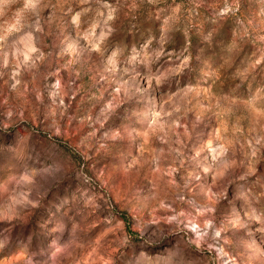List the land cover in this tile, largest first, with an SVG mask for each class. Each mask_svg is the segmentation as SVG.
I'll return each instance as SVG.
<instances>
[{
	"label": "rangeland",
	"instance_id": "rangeland-1",
	"mask_svg": "<svg viewBox=\"0 0 264 264\" xmlns=\"http://www.w3.org/2000/svg\"><path fill=\"white\" fill-rule=\"evenodd\" d=\"M0 264H264V0H0Z\"/></svg>",
	"mask_w": 264,
	"mask_h": 264
}]
</instances>
